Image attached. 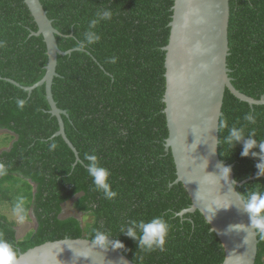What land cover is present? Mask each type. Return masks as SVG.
Instances as JSON below:
<instances>
[{
    "label": "trees",
    "instance_id": "16d2710c",
    "mask_svg": "<svg viewBox=\"0 0 264 264\" xmlns=\"http://www.w3.org/2000/svg\"><path fill=\"white\" fill-rule=\"evenodd\" d=\"M41 2L61 32L59 47L73 49L58 56L52 91L58 107L67 111L65 132L78 154L55 135L60 125L45 85L31 92L25 88L43 78L48 62L43 35L33 34L38 30L34 17L24 0H0V130L7 131L0 138L5 140L0 143V205L11 203L25 220L32 209L37 223L18 238V221L0 213V237L19 255L67 236L92 240L98 230L123 241L118 249L137 264H222L224 247L202 212L180 215L192 199L182 182L174 183L177 168L165 144L164 47L174 0ZM230 9V76L236 88L259 99L264 95V0H230ZM98 10H111L113 17L93 29L101 39L87 44L85 33ZM222 111L219 155L234 163L237 181L248 179L237 190L242 197L247 191L264 192V176H257L260 157L242 156V143L232 148L224 142L233 126H244L245 138L254 131L257 141L264 140V104L252 106L227 89ZM248 113L255 124L244 120ZM52 144L57 147L50 149ZM86 154L97 155L110 171L109 183L117 192L113 199L95 189ZM69 201L81 218L62 215ZM155 217L170 226L163 251L145 253L120 231L131 220ZM258 239L255 264H264V239Z\"/></svg>",
    "mask_w": 264,
    "mask_h": 264
},
{
    "label": "water",
    "instance_id": "95a60500",
    "mask_svg": "<svg viewBox=\"0 0 264 264\" xmlns=\"http://www.w3.org/2000/svg\"><path fill=\"white\" fill-rule=\"evenodd\" d=\"M24 1L38 25L33 34L43 35L48 55L43 78L25 88L31 92L45 85L50 111L60 125L55 135H62L78 154L65 132L62 114L67 111L58 107L52 91L54 78L59 75L58 56L70 54L73 49L64 51L59 47L56 35L61 32L41 0ZM230 11V0H174L169 43L164 47L163 101L169 129L165 144L177 168L174 183L182 182L192 199L191 206L180 215L202 212L224 247L222 264H255L258 234L247 227L249 214L236 188L248 179L237 181L234 163L221 159L219 130L227 89L252 106L264 104V95L256 99L233 84L228 66ZM218 165L231 168L229 180L221 177ZM18 256L20 264H137L121 249L100 248L86 237L46 241L19 251Z\"/></svg>",
    "mask_w": 264,
    "mask_h": 264
},
{
    "label": "clouds",
    "instance_id": "9594fccd",
    "mask_svg": "<svg viewBox=\"0 0 264 264\" xmlns=\"http://www.w3.org/2000/svg\"><path fill=\"white\" fill-rule=\"evenodd\" d=\"M113 17L111 10H98L95 14V18L89 22V30L85 33V40L87 44L98 42L101 37L93 29L101 21L110 20ZM4 46V42L0 41V47ZM84 47L82 43L80 45ZM111 63H116V58H110ZM25 101L20 99L17 101V106L23 108ZM244 120L250 124H255L256 120L251 113L245 114ZM224 126V125H222ZM255 132L252 131L245 138V127L237 128L235 126L229 129L228 135L224 137V142L231 145L232 148L237 143L243 144L242 156H259V162L256 167L258 169L257 176H264V140L257 141L255 138ZM56 144L50 145V149H55ZM258 148L259 152L253 151ZM85 159L88 161L86 165V171L92 178L97 191H101L106 199H113L117 192L113 191L109 183L110 171L99 163L98 156L95 154L85 155ZM221 170V177L227 181L231 174V168L228 166H219ZM233 184L235 181L232 182ZM243 203V209L249 214L250 225L247 226L255 230L261 239H264V192L247 191L246 195L241 198ZM170 230L169 224L163 217H155L150 221H136L131 220L126 225L121 226V233L134 239L137 242L138 248L145 253H151L157 249L164 250L166 238ZM109 233L96 231L92 242L94 245L100 248L107 249L109 247L113 249L123 248L124 243L119 239H111ZM88 258L87 256H83ZM0 264H20V259L16 249L13 245L3 237H0Z\"/></svg>",
    "mask_w": 264,
    "mask_h": 264
},
{
    "label": "rangeland",
    "instance_id": "374dc122",
    "mask_svg": "<svg viewBox=\"0 0 264 264\" xmlns=\"http://www.w3.org/2000/svg\"><path fill=\"white\" fill-rule=\"evenodd\" d=\"M5 133H7V131L5 130H0V138L3 136H5ZM4 134V135H3ZM0 143H5V140L1 139ZM10 147V146H9ZM7 146H5V148H9ZM0 213L4 214L6 216H8L11 220L16 219L18 221L17 224V236L18 238L24 237L30 230L34 229L37 225L36 223V218L34 215L33 210H29V219L27 218L22 219V217H17V213H19L20 209H16L14 206L11 205V203H2L0 205ZM15 208V210H14ZM63 216H69V215H78V217H82V214L80 212H78L74 207H73V203L72 201L66 202L64 204V210H63ZM89 219V218H88Z\"/></svg>",
    "mask_w": 264,
    "mask_h": 264
},
{
    "label": "flooded vegetation",
    "instance_id": "af4514ba",
    "mask_svg": "<svg viewBox=\"0 0 264 264\" xmlns=\"http://www.w3.org/2000/svg\"><path fill=\"white\" fill-rule=\"evenodd\" d=\"M81 213V212H80ZM82 214V213H81Z\"/></svg>",
    "mask_w": 264,
    "mask_h": 264
}]
</instances>
